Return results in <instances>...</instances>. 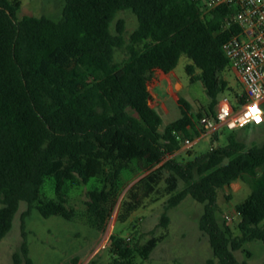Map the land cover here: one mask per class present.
I'll return each mask as SVG.
<instances>
[{
	"label": "trees",
	"instance_id": "obj_1",
	"mask_svg": "<svg viewBox=\"0 0 264 264\" xmlns=\"http://www.w3.org/2000/svg\"><path fill=\"white\" fill-rule=\"evenodd\" d=\"M21 8L22 0H0V245L25 201V239L16 256L34 264L26 217L37 210L45 218L74 221L78 213L69 205L70 190L92 181L83 216L91 227L105 230L128 171L145 173L129 191L138 204L133 209L162 192L164 184L168 198L160 223L167 226L168 211L191 195L205 203L200 229L219 263L249 264L235 252L251 241L264 243V142L247 145L237 130H229L225 144L166 159L181 149L185 137L201 134L197 118L214 116L226 92L235 106L246 102L244 89L234 92L226 77L231 69L223 50L231 35L222 27L227 8L203 16L192 0H65L60 19H19ZM125 10L138 21L128 38L126 22L118 18ZM121 49L128 58L117 62ZM184 55L190 80L202 84L209 105L196 113L180 97L181 116L162 130L149 83L158 69L174 70ZM261 108L264 114V102ZM220 135L214 132L215 142ZM237 180L251 191L236 205L235 235L217 213L218 191ZM158 242L151 237L131 246L125 237L112 235L113 264H135L136 253L147 257Z\"/></svg>",
	"mask_w": 264,
	"mask_h": 264
},
{
	"label": "rangeland",
	"instance_id": "obj_2",
	"mask_svg": "<svg viewBox=\"0 0 264 264\" xmlns=\"http://www.w3.org/2000/svg\"><path fill=\"white\" fill-rule=\"evenodd\" d=\"M65 0H22V8L18 13L21 19L25 15L48 16L60 19L63 15ZM118 18L126 22V37L137 27V17L130 11H121ZM128 58L126 49L118 50L115 55L117 62ZM190 60L184 55L174 69L173 77L164 80L168 74L156 71L149 83L152 99L151 104L158 109L165 125L181 116L179 98L189 100L197 113L209 105V97L200 82H191L186 71ZM163 75V76H162ZM230 86L234 92H242V84L234 69L226 72ZM225 95L232 99V94ZM218 105V104H217ZM215 106V110L217 108ZM203 118V117H201ZM200 118H197V122ZM219 141H214V132L201 137L193 146L182 147L175 155L184 156L187 150L194 155L208 151L212 145L225 144L229 130L220 129ZM238 138L247 145L264 142V124L254 127L237 129ZM145 173H124L125 186L120 194L108 220L105 230H98L87 224L84 213L89 200L90 184L73 187L69 193V205L78 213L74 221L60 216L43 217L39 211L33 210L25 219V233L30 248V256L34 264H67L74 257H79V264H113L114 256L110 251L111 236L125 237L131 246L145 243L149 238L159 239L156 247L147 257L135 254V264H220L214 256L209 237L200 229V219L205 212V203H201L188 195L178 206L168 211L170 222L161 225V215L164 212L168 195L163 194L164 184L160 190L142 200L137 206L136 199L129 198V191ZM251 189L242 180L233 182L230 186L218 191V219L222 225H227L236 235L239 233L240 217L236 205L242 202ZM1 206V204H0ZM25 201L20 203L11 231L3 238L0 245V264H27L21 252L25 239L22 228V216L27 210ZM250 252V255L248 254ZM239 260H247L249 264H264V243L251 241L241 250L235 252Z\"/></svg>",
	"mask_w": 264,
	"mask_h": 264
},
{
	"label": "built area",
	"instance_id": "obj_3",
	"mask_svg": "<svg viewBox=\"0 0 264 264\" xmlns=\"http://www.w3.org/2000/svg\"><path fill=\"white\" fill-rule=\"evenodd\" d=\"M203 16L219 7L227 8L222 27L231 35L223 44L246 94V102L235 106L232 99L223 95L214 116L200 118L197 125L200 135H208L220 127L237 130L250 124H264L261 108L264 102V0H192ZM199 135V136H200ZM178 138L183 139L179 133ZM198 139L185 137L183 143L193 146Z\"/></svg>",
	"mask_w": 264,
	"mask_h": 264
},
{
	"label": "crops",
	"instance_id": "obj_4",
	"mask_svg": "<svg viewBox=\"0 0 264 264\" xmlns=\"http://www.w3.org/2000/svg\"><path fill=\"white\" fill-rule=\"evenodd\" d=\"M157 71H162V70L158 69ZM162 73H164V74H168V76H164V77H163L164 80H169V78L175 76V75H174V70H172V71H170V72H164V71H162ZM162 76H163V75H162ZM149 89H150V87H149ZM220 129H221V128L219 127L218 130H220ZM203 136H205V135L197 136L196 139L199 140V139H200L201 137H203Z\"/></svg>",
	"mask_w": 264,
	"mask_h": 264
}]
</instances>
